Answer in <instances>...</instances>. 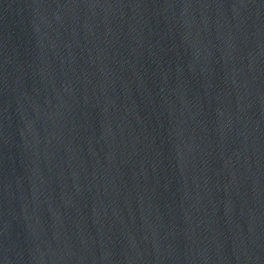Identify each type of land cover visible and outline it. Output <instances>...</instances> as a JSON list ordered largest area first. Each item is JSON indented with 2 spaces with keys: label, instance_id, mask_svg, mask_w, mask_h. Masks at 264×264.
<instances>
[{
  "label": "water",
  "instance_id": "1",
  "mask_svg": "<svg viewBox=\"0 0 264 264\" xmlns=\"http://www.w3.org/2000/svg\"><path fill=\"white\" fill-rule=\"evenodd\" d=\"M0 264H264V0H0Z\"/></svg>",
  "mask_w": 264,
  "mask_h": 264
}]
</instances>
